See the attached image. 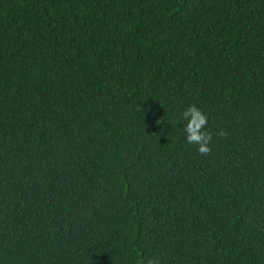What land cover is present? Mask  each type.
I'll return each instance as SVG.
<instances>
[{
  "label": "trees",
  "instance_id": "16d2710c",
  "mask_svg": "<svg viewBox=\"0 0 264 264\" xmlns=\"http://www.w3.org/2000/svg\"><path fill=\"white\" fill-rule=\"evenodd\" d=\"M153 256L264 264V0H0V264Z\"/></svg>",
  "mask_w": 264,
  "mask_h": 264
},
{
  "label": "clouds",
  "instance_id": "9594fccd",
  "mask_svg": "<svg viewBox=\"0 0 264 264\" xmlns=\"http://www.w3.org/2000/svg\"><path fill=\"white\" fill-rule=\"evenodd\" d=\"M180 119L184 121L183 133L185 142L194 145L200 156H209L212 153L213 132L208 129V115L197 105L189 104L180 113ZM217 138H225L224 129H218ZM144 264H161L159 256L148 258Z\"/></svg>",
  "mask_w": 264,
  "mask_h": 264
}]
</instances>
